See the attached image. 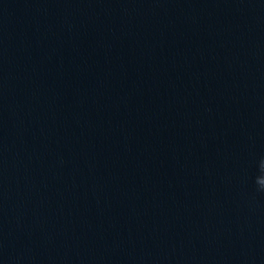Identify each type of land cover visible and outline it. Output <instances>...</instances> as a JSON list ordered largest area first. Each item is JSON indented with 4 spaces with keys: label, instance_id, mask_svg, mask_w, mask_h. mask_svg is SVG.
<instances>
[{
    "label": "water",
    "instance_id": "95a60500",
    "mask_svg": "<svg viewBox=\"0 0 264 264\" xmlns=\"http://www.w3.org/2000/svg\"><path fill=\"white\" fill-rule=\"evenodd\" d=\"M264 0H0V264H264Z\"/></svg>",
    "mask_w": 264,
    "mask_h": 264
},
{
    "label": "clouds",
    "instance_id": "9594fccd",
    "mask_svg": "<svg viewBox=\"0 0 264 264\" xmlns=\"http://www.w3.org/2000/svg\"><path fill=\"white\" fill-rule=\"evenodd\" d=\"M259 175L256 176V184L264 189V158H261L258 162Z\"/></svg>",
    "mask_w": 264,
    "mask_h": 264
}]
</instances>
